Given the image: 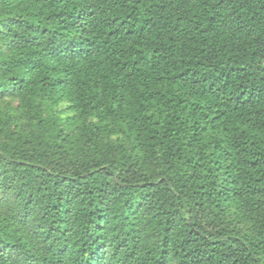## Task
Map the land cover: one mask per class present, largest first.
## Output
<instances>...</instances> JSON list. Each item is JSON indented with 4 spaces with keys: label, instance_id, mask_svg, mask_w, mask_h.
<instances>
[{
    "label": "trees",
    "instance_id": "1",
    "mask_svg": "<svg viewBox=\"0 0 264 264\" xmlns=\"http://www.w3.org/2000/svg\"><path fill=\"white\" fill-rule=\"evenodd\" d=\"M0 264H264V0H0Z\"/></svg>",
    "mask_w": 264,
    "mask_h": 264
}]
</instances>
